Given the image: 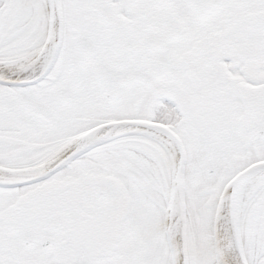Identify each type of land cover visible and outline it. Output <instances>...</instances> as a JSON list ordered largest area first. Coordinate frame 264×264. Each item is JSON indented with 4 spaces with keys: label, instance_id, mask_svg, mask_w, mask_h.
<instances>
[{
    "label": "snow or ice",
    "instance_id": "1",
    "mask_svg": "<svg viewBox=\"0 0 264 264\" xmlns=\"http://www.w3.org/2000/svg\"><path fill=\"white\" fill-rule=\"evenodd\" d=\"M0 264H264V0H0Z\"/></svg>",
    "mask_w": 264,
    "mask_h": 264
}]
</instances>
